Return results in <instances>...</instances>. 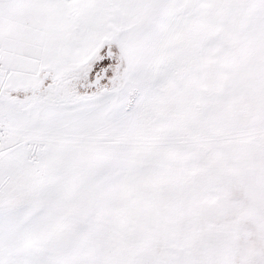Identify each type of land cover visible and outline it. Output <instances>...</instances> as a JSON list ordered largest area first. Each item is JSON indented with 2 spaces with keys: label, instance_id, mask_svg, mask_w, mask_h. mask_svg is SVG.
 Here are the masks:
<instances>
[{
  "label": "snow or ice",
  "instance_id": "snow-or-ice-1",
  "mask_svg": "<svg viewBox=\"0 0 264 264\" xmlns=\"http://www.w3.org/2000/svg\"><path fill=\"white\" fill-rule=\"evenodd\" d=\"M0 264H264V0H0Z\"/></svg>",
  "mask_w": 264,
  "mask_h": 264
}]
</instances>
